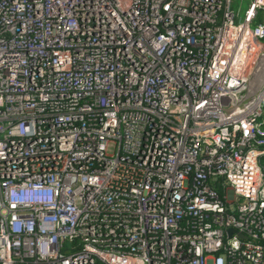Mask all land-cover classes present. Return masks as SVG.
<instances>
[{
	"label": "built area",
	"instance_id": "obj_1",
	"mask_svg": "<svg viewBox=\"0 0 264 264\" xmlns=\"http://www.w3.org/2000/svg\"><path fill=\"white\" fill-rule=\"evenodd\" d=\"M231 1L0 0V264H264V0Z\"/></svg>",
	"mask_w": 264,
	"mask_h": 264
},
{
	"label": "rangeland",
	"instance_id": "obj_2",
	"mask_svg": "<svg viewBox=\"0 0 264 264\" xmlns=\"http://www.w3.org/2000/svg\"><path fill=\"white\" fill-rule=\"evenodd\" d=\"M249 0H232L231 8L235 13H238L239 18H236V21H240L243 16L244 10L247 8Z\"/></svg>",
	"mask_w": 264,
	"mask_h": 264
},
{
	"label": "water",
	"instance_id": "obj_3",
	"mask_svg": "<svg viewBox=\"0 0 264 264\" xmlns=\"http://www.w3.org/2000/svg\"><path fill=\"white\" fill-rule=\"evenodd\" d=\"M228 232H229V234H230V233L232 232V229H229ZM239 234L241 235V233H239ZM241 236H242V235H241Z\"/></svg>",
	"mask_w": 264,
	"mask_h": 264
}]
</instances>
